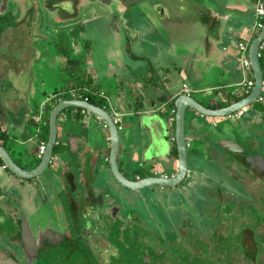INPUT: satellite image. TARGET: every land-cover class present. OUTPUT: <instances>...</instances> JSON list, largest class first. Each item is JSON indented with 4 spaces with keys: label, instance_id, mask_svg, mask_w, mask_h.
Masks as SVG:
<instances>
[{
    "label": "crops",
    "instance_id": "1",
    "mask_svg": "<svg viewBox=\"0 0 264 264\" xmlns=\"http://www.w3.org/2000/svg\"><path fill=\"white\" fill-rule=\"evenodd\" d=\"M108 1L111 2V0ZM89 3L93 7L98 3L99 8L102 5L97 0H91L87 4ZM255 3L256 0H239L238 2L233 0L229 3V7L224 6L223 10H220V8L214 9L208 1L203 2L202 0H182L177 6L171 2H168L167 5H160L157 9L161 12L160 21L157 20L158 25L151 23L148 29L159 30V38H161L159 42H162V47L153 48L149 51L150 56L144 66L147 73L142 74L138 80L141 83L137 82L141 87L137 92L134 91V99L131 96L125 98V113L127 116L130 117L136 114L138 117L131 125L128 123L130 126L126 131L128 137L125 134L124 141L121 137L118 161L124 173L131 176L142 169V162L146 161V158L142 157V154L140 155V150L146 145L150 135H154L162 143L164 155L162 160L153 163L154 167L151 170H154L157 175L165 176H171L177 172L178 156L177 151L176 153L173 151L174 147L176 148L173 140L175 138L174 102L177 96L186 94L183 91L184 84H187L191 89L188 95L211 108H215L213 106L215 104L228 102L232 93L236 96H243L251 91V89L246 91V88L239 86L243 78L242 80L238 78L240 60L237 44L244 39H250V43L252 41L253 27L256 24L252 25V12ZM78 5H85L84 1L79 0ZM233 5L234 9L231 8ZM113 10L108 9V11ZM80 11L81 7H79ZM87 11H89L88 8ZM94 11L91 14H86V16L81 11L77 19H58L56 22L49 18L50 15L48 14L47 25L51 24L56 28L55 30H58L57 27H62L64 32L70 27L78 26L79 37L81 34L86 41L87 34H92L94 29L92 27L86 31L84 21L91 20L94 15L98 14ZM32 18V15L29 14L22 16L19 20L21 23L6 31L1 38V42L4 44L8 40L11 41V36L14 35L15 41L23 40L20 45H32L33 36L31 33L37 31L35 28L37 23H35V26L29 23L32 22ZM184 21L188 22V25ZM183 24L186 25L185 28H182ZM109 30L111 31V27ZM112 33V38L118 45V56L121 59L120 54L124 53L125 48L121 46V42L119 45V37H123V31ZM20 36L22 37L20 38ZM184 40H188L186 45L181 44ZM49 42L47 41L48 45H44V41H41L40 44L44 45L45 48L49 47L50 51H53L54 44L52 41ZM155 43L156 41H153L151 44L155 45ZM91 50L90 43L86 67L95 84L99 86V90L105 93L108 106L107 89L104 88L102 83V80L106 78L99 75L100 70L101 72L104 71L105 64H91ZM56 51L59 55V64L12 65L17 74L19 92L17 94L12 92L8 94L0 93V134L7 136L6 143L9 145L11 156L25 169L34 168L40 162H37V160L41 159L38 154L42 141L41 131L44 125H41L38 130L39 125L35 122L34 116L38 113L43 102L48 101L57 91L61 90V87L49 85L48 81L43 78L44 72L46 73L45 68L51 69L53 72L57 68L60 73L65 67L57 47ZM125 52L128 54L127 47ZM163 55L164 57H162ZM115 59H117L118 64L105 65L109 68V79L113 77L120 79V74L127 73L129 75V70L136 73L140 68L137 64H119L118 58ZM151 59L155 62L154 64ZM8 65L10 64H0V84H2L1 81L7 78ZM248 78L254 80L253 72L251 74L249 72ZM154 88L159 90L155 92ZM2 89L3 87H0V92ZM193 94H196V96ZM54 98L50 99L47 105L52 103ZM254 106L255 104L244 109L245 114L237 117L234 121H230L228 116V118H205L193 109L187 110V116L190 119L197 118L198 122L211 121L215 123L217 130L226 129V127L228 128L229 125L235 123L237 126L232 130L235 140L242 145H247L249 140L264 142V130L259 126L260 110L264 109V105H261V108L260 105L258 108ZM65 113L67 116L65 121L72 120L71 125L65 127L58 125L57 136L58 145H63L65 150L55 153V162L42 175L31 179L19 178L7 168H3L4 163L0 158V191H5L4 197L0 201V240L9 235L4 230L5 225L7 221L9 223L16 221V213L18 214L19 208L30 210L36 204L47 205V202L49 203L51 199L54 200L63 192L68 186L67 180L64 179L65 174L72 173L68 175V182L71 183V180H75L81 185L80 187L87 186L89 181L96 180L98 176L101 177V174L104 177L107 176L108 180L104 181L100 178L101 183L98 181L91 185V190L93 189L97 193L108 189H123L112 180L108 173L109 166L105 164V160L109 157L110 140L104 122L93 114L83 112V109H74L73 112L71 110ZM113 113H117V111ZM9 117L11 118L9 119ZM160 118L165 121L166 125L158 123ZM61 121H64V119L61 118ZM145 123L147 124L145 125ZM96 129L100 133L98 137L94 136ZM186 132L188 138L196 136V132L191 126H187ZM227 134L230 136V130ZM189 139L191 142L196 140L195 149L191 150L194 158L189 160V162L193 161V164H189L190 173L193 172L195 175L208 177L213 173L210 170L211 164L214 166L219 164L222 168V163L228 161L229 154L206 136L201 140ZM0 144H2V140H0ZM128 144L133 146L132 150H129ZM128 151L131 160L126 157ZM100 160L103 161L100 162ZM60 162L59 168L55 169L54 167ZM151 165L148 164L143 169L147 170ZM211 177L209 176L210 179ZM47 195L51 198L50 200L43 198Z\"/></svg>",
    "mask_w": 264,
    "mask_h": 264
},
{
    "label": "flooded vegetation",
    "instance_id": "2",
    "mask_svg": "<svg viewBox=\"0 0 264 264\" xmlns=\"http://www.w3.org/2000/svg\"><path fill=\"white\" fill-rule=\"evenodd\" d=\"M259 105H264V97L262 101H257L254 107L258 108ZM260 111L259 126L264 130V109ZM244 114L245 111L242 116ZM98 133L99 130L95 131L94 136L98 137ZM248 142L247 145L240 143L244 148L243 152H227L229 159L227 162L222 163V168H220L219 164L215 166L213 164L210 165V170L213 172L209 175L210 177L212 175H218L220 178L224 176V180L220 179L221 187L214 186L216 179L212 177L210 179L209 176L205 177L203 175H195L193 172L190 173L189 167L185 179L174 188L153 186L140 191H134L123 187L115 180L110 171L108 158L105 160V164L109 166L108 173L112 177V180L123 188L122 190L108 189L107 191H100V193L93 191V189L91 190V185L98 181L101 183L100 178L104 181L108 180V177H104L102 174L101 177L98 176L96 180L89 181L87 186L83 185V187H80L81 185L75 182V180H71V183L68 182V175L72 173L65 174L64 179L67 180L68 186L57 198L53 200L47 195L43 197L45 200L51 199L49 203H46L47 205L36 204L30 210L19 208L18 214L16 213V221L10 223L8 226L6 223V229L4 228V230L9 235L0 240V257L5 258L10 256L19 262L24 261L25 252L22 232L24 218H26L24 216H28L30 225H32L34 230L35 240L39 244L34 264H179L178 255L172 251V248H175V246L185 247V251L193 255L192 249L189 250L186 244V238H189L186 235L188 221H190L191 227L194 230L196 228L198 229L197 226L200 224L204 230H198L204 237L211 232V229H214L213 226L209 227L208 225L210 219L212 222L215 220L224 223L225 220L223 217L225 213L223 211H217L216 208L214 209L210 203L211 201H213V204L215 202L217 204V202L224 203L232 201L237 217H245V214L240 212L242 207L243 209L253 208L257 213L260 211L257 205H255V198L249 190V185L257 180L260 186H264V162L259 158L260 156L264 158V142H257L256 140H249ZM194 146L195 142L192 141L191 146L188 147V151L195 149ZM102 161L100 160V162ZM188 163L190 164L189 157ZM60 165L61 162L59 164L57 163L54 168L58 169ZM152 167L154 166L151 165L147 170H144L142 166V169L138 173H134L131 176L121 171L129 179H136L154 174L157 175L155 171L153 172L151 170ZM98 172L100 171L98 170ZM218 177L215 178L218 180ZM225 178L230 183L235 181V184L229 183L230 186L228 185L227 187L228 182L225 181ZM186 179L190 181V184L184 188L180 187ZM205 182L208 183V187L203 188L205 190H202V194H197L195 192L196 186L199 185L201 187L202 185H206ZM225 182L226 185L224 186L223 183ZM235 187L243 188L247 193H243V191L241 194L243 196L238 195L239 197H237L234 193L238 188L235 189ZM178 194L179 197L183 194V199L186 197L189 200L188 203H197L196 205L198 207H202L200 213L201 219H199V223L197 222L198 225H196L193 214H189L188 208H182L181 205L180 208H177L179 199L177 201L174 197H177ZM148 197L154 202V206L156 207L164 209L177 208V211H172V213H169L170 211L168 212L165 209L161 214L164 216L162 220L166 223V228L177 232L179 234L177 241L180 242L178 244L176 241L177 244L175 246L173 244L172 246L174 247L170 246L169 248L164 243H162V247L154 246L153 256L146 253V247H149L151 243L148 242L149 238L145 235H136V239L140 243V249H136V253H133V245H136L135 243L138 244V241L134 240L133 231L126 232L131 230L134 224H137L141 228L146 225L144 224L146 222L143 223L140 221V216H144V213L141 214V212L133 207L139 205L141 200L148 204ZM132 200L133 203H131ZM246 200L250 201V203L246 204ZM40 210L44 214H47L45 216L46 222L41 221V218L39 219L41 216L39 215ZM219 215H223V217L221 216L219 218ZM37 218L41 223L36 222ZM260 224L261 222L257 228L260 227ZM113 228L118 231L116 230L114 233ZM224 230L225 228L222 227L218 232H226ZM122 234L128 238L121 240ZM263 235V233L258 232L256 236L255 231H252L250 228L243 230L242 240L238 242L239 244L236 243L241 250L234 249L233 246L235 244L233 245L232 243L230 246L231 253L224 254V256H228V259L224 260L223 263L261 264L257 261V258H259L260 252H262ZM113 238L115 239V243L111 244L107 239L114 241ZM222 240L225 242L224 238ZM215 256H221V254ZM208 259L210 260L208 263V260L205 259L207 260L205 261L207 264L220 263L219 259L213 256L208 257Z\"/></svg>",
    "mask_w": 264,
    "mask_h": 264
},
{
    "label": "rangeland",
    "instance_id": "3",
    "mask_svg": "<svg viewBox=\"0 0 264 264\" xmlns=\"http://www.w3.org/2000/svg\"><path fill=\"white\" fill-rule=\"evenodd\" d=\"M84 4L81 7V11L83 12V15L86 16V14H91V12L94 13L97 12V15H94L91 20L84 21V29L90 30L92 27L94 29V32L92 34H87V40L91 43L92 50H91V64H118L116 57L118 58L119 64H137L138 71L134 73L133 70H129V75L127 73L120 74V79L118 77H113L109 79V68H107L105 65L104 71L99 72V75L105 76V80H102L103 86L105 89H107V97H108V106L106 109L113 113L114 111H117V113L121 114L122 117V127L119 130L122 140L125 138V134L128 128V123H133L138 115L133 114L132 116L128 117L125 113L126 107H125V98L131 96L133 99L135 98L134 91H138L141 87L138 85V80L141 78L142 74L147 73V69L144 67L145 64H147L149 59V51L153 48H161L162 42H159L161 40L159 30L158 29H148L149 24H157V20L159 19V16L161 15V12L158 11L161 4H168V2L173 3L177 6L178 3H180L182 0H111L109 2L108 0H97V2H101V8L98 7V3L92 6V4H87L91 0H83ZM168 1V2H167ZM184 1V0H183ZM193 1V0H192ZM203 2H207L213 6L214 9L223 10L224 6L229 7V3H231L233 0H202ZM239 1V0H234ZM51 3L55 4V6L60 7L62 11H59V9H53L49 11H45L44 4L45 3ZM75 0H3L2 5L0 7L1 10H3V14H12L15 18H17V21H19L22 16L25 14L32 15V22H29L35 26L36 25V32H32L31 35L33 36V43L32 45H20V43H23V40L15 41L16 38H13L14 35L11 36V41H7L4 44L1 42V38L3 34L8 31L10 28L13 27H0V64H10L7 67L9 68L6 79H4L2 84H0V87H3L2 91L0 93L2 94H8V93H18L19 86H18V80H17V74L15 73L12 65L14 64H59L58 54L56 51L55 43L59 41L60 39H66L70 42L71 48L74 52V54L82 53V51L85 48V38L82 37L80 34L79 37V27H70L67 31L64 32L62 27H57L58 30H55L54 26L51 24H48L47 16L50 15L49 18H51L54 22H56L58 19H63L68 13H72L75 11ZM100 5V3H99ZM77 8V7H76ZM87 8L89 11H87ZM96 8V9H94ZM117 8V9H116ZM232 9H234V5L231 6ZM108 9L113 11H108ZM107 10V11H106ZM80 11V13H81ZM106 11V13H105ZM222 12V11H221ZM100 13V14H99ZM104 13V14H103ZM253 22L254 23L259 22L261 19L259 17H256L255 15V6L253 9ZM187 15V14H186ZM89 16V15H88ZM51 21V20H50ZM160 21V19H159ZM184 23L188 25V22ZM161 24H163L161 22ZM158 25V24H157ZM156 25V26H157ZM183 24L182 28H185ZM12 26V25H11ZM45 27V28H40ZM107 27V29H106ZM111 27V31L109 28ZM54 28V29H53ZM122 29V30H121ZM104 31V32H103ZM115 31H123V37L120 36L119 45L121 42V46L123 48L126 47L128 49V54L124 51V53L120 54L118 56V48L117 43H115V40L112 38L113 33ZM112 33V34H111ZM120 33V32H119ZM48 35V36H46ZM22 36H20L21 38ZM13 38V39H12ZM9 39V37H8ZM112 39V40H110ZM44 41V45H48L47 41H52L53 45V51H50L49 47L45 48L44 45L40 44V42ZM153 41H156L155 45H152L151 43ZM188 42L184 40L182 42V45H186ZM50 43V42H49ZM184 47V46H182ZM130 54V55H129ZM164 57V55L162 56ZM164 60V58H163ZM262 60L264 62V51H262ZM151 61L153 64L155 63L152 59ZM240 63V61H239ZM88 64V63H87ZM139 64V65H138ZM239 64L238 67V78L239 80H242V71ZM3 70H5L3 68ZM55 70V69H54ZM46 73L44 72V77L46 81H48L49 85H56V86H63L67 82V77L62 76L61 73H59L56 70L53 72L51 69H46ZM252 72L250 71V74ZM28 76V75H27ZM137 79V80H136ZM104 81V82H103ZM123 82V83H122ZM138 82V83H137ZM191 83V80L189 81ZM61 85V86H60ZM106 86V87H105ZM142 86L145 87L144 84ZM144 87H142L144 89ZM155 92H157L159 89H153ZM196 96V94H193ZM264 95V94H263ZM74 109L72 110V112ZM66 113L62 112L59 114L58 118V125L60 127H65L71 125L70 119L67 121H61V118L64 120L66 118ZM11 117H9L10 119ZM228 118V117H227ZM230 121H234L232 118H228ZM130 127V126H129ZM195 142V141H194ZM192 149L189 150L188 157L189 160H192L194 157L192 156ZM35 151V149H34ZM193 164V161L190 162ZM192 167V166H191ZM218 175L213 176V179H216V183L214 186H220V179L224 180V176L222 178L218 177ZM227 178V177H226ZM225 178V179H226ZM228 182V180H225ZM226 182L223 183V185H226ZM206 185H202L201 187L198 185L196 186V193H203L202 190H205L203 188L208 187V183L205 182ZM227 183L230 186V184H235V181L233 183ZM190 184V181L188 179L185 180V182L180 185V187L184 188ZM262 185V184H261ZM121 187V186H120ZM238 190H235V195L239 197L238 195H241L244 191L243 188L237 187ZM235 187V189H237ZM201 189V190H200ZM249 190L251 194H253L255 198V205L260 209V211L257 213L256 210H253V208L250 209H240V212L242 214H245V217H237L236 211L233 207L232 201L227 202H216L213 204V201H211V205L213 208L217 209V211L224 212L225 216L219 215V218L222 216L224 218V223L221 221H215L210 219L208 222L209 227L213 226V230L211 229V232L205 237L200 234L199 230H204L203 227L198 225L199 219H201V206H197L195 204L188 203L189 200H187L186 197L183 199V194L181 197H179V194L177 197L174 198L179 199L177 208H180V205L182 208H188L189 214H193V218L196 222V225H198V229L195 230L191 227L190 221L187 222V236L189 238H186L187 245L189 247V250L192 249L193 255H191L189 252L185 251V247L181 246H175L178 233L175 231H172L170 228H166V223H164L163 215L161 214L165 209L166 211H170L169 213H172V211H177V208H159L154 206V202L150 200L148 197V204L147 202H143L141 200L140 204L137 206H134L133 208L137 209L141 214L144 213V216L141 217V222H146V224L143 228L139 227L137 224L132 226L131 230L126 231L127 233L130 231H133L134 235L133 238H135V241H138V244L133 245V253H136V249H140V243L139 240L136 239V235L141 236L145 235L149 238L148 242H150V246L146 247L147 254H150L153 256L154 246L162 247V243L166 245V247H174L172 248V251L178 255L179 258V264H207L210 260L208 257L213 256L216 259H219V264H224L223 261L228 259V256H224L225 253H231L230 246L233 243V247L236 250H241V248L236 244L239 241L242 240L243 237V230L250 228L252 231H255L256 236L257 233H263L264 234V186H260L258 184V181L250 183ZM246 190L243 192L245 193ZM247 193V192H246ZM243 196V195H241ZM261 199V200H260ZM243 201V200H242ZM246 204H249L250 201L246 200ZM133 203V200L131 201ZM204 206V205H203ZM247 207V206H246ZM245 207V208H246ZM255 212V213H253ZM39 215L46 216L47 214H44L42 210L39 211ZM50 215V214H48ZM255 215V216H254ZM261 222L260 227L257 228L258 224ZM137 223V222H135ZM217 223V224H216ZM10 223L7 221V226ZM143 224V225H144ZM112 227V226H111ZM218 227L222 228L224 227L226 232L219 231L220 229H217ZM113 232L115 233V228H113ZM222 230V229H221ZM224 230V231H225ZM258 230V232H257ZM118 231V230H117ZM248 231V230H247ZM125 232V233H126ZM223 232V233H222ZM138 233V234H137ZM117 234V233H116ZM123 235V234H122ZM119 236V233H118ZM137 236V237H138ZM264 236V235H263ZM124 238H128L127 236H122L120 238L123 240ZM222 238L225 239L222 240ZM114 239V238H113ZM110 241L111 244L115 243L112 239H107ZM233 240V241H232ZM178 244L180 243L177 241ZM154 244V245H153ZM174 244V246H172ZM219 244V246H217ZM223 244V245H222ZM239 244V243H238ZM156 246V247H157ZM221 256H215L219 255ZM240 255V254H239ZM220 257V258H218ZM207 259V260H205ZM207 261V263H205ZM242 261V260H241ZM257 261L261 264H264V240L262 241V252H260L259 258H257ZM211 264V263H209ZM215 264V263H214ZM218 264V262L216 263Z\"/></svg>",
    "mask_w": 264,
    "mask_h": 264
},
{
    "label": "water",
    "instance_id": "4",
    "mask_svg": "<svg viewBox=\"0 0 264 264\" xmlns=\"http://www.w3.org/2000/svg\"><path fill=\"white\" fill-rule=\"evenodd\" d=\"M264 41V14L262 27L258 35L252 39L249 46V59L251 70L254 76V85L251 91L240 100L233 102L227 106L211 108L197 101L194 97L188 94H180L176 97L175 106V141L177 156H178V169L174 175L163 176V175H151L143 178L129 179L120 169L118 162V155L121 148V135L118 126L115 124L113 114L106 108L97 106L88 100H82L78 98L63 99L54 105L52 109H45V112L49 114V137L46 143L45 151L43 152L40 162L32 169H25L19 165L11 156L9 149L4 145L0 144V158L5 164L6 168L15 176L23 179L37 178L42 175L52 165L55 154L54 146L58 136V118L64 110L69 108H82L86 112L95 115L97 118L104 122V126L109 132L110 140V152L108 157V163L110 171L115 180L123 187L140 191L153 186L169 187L174 188L179 185L186 177L189 163H188V147H187V126L194 128L196 136L189 137L193 140H201L206 136L208 139L217 144L225 152H243V146L235 140L233 129L236 128L237 124L232 123L226 127V129L217 130L211 121L198 122L197 118H189L187 116V110L193 109L197 114L204 116L205 118H222L227 117L230 114L237 112L240 109H247L257 102L258 97L262 94L264 87V72L263 66L260 62L259 48L261 43ZM245 111V110H244ZM65 121V120H64ZM63 121V122H64ZM158 123L166 125L163 119H159ZM147 123H145L146 125ZM149 125V124H148ZM147 125V126H148ZM149 127H151L149 125ZM238 128V127H237ZM231 132L228 136V132ZM97 131V129L95 130ZM100 135V133H98ZM128 137V134H126ZM196 141V140H195ZM132 145H129V150H132ZM146 158V161L142 162V166L145 167L148 164L155 163V161L162 160L163 146L162 143L154 136L150 135L146 145L140 150V155ZM128 160H131V156L126 154ZM262 162L264 158L259 157ZM258 158V159H259ZM154 172V170H152ZM1 188V183H0ZM5 191H0V201L4 197ZM26 217V218H24ZM22 240L24 243V261L19 262L15 258L10 256L1 258L0 264H34V260L37 255V249L39 247L38 241L35 240L34 230L30 225L28 216H24ZM46 222L44 215H41L39 219ZM36 222L41 223L38 218Z\"/></svg>",
    "mask_w": 264,
    "mask_h": 264
},
{
    "label": "trees",
    "instance_id": "5",
    "mask_svg": "<svg viewBox=\"0 0 264 264\" xmlns=\"http://www.w3.org/2000/svg\"><path fill=\"white\" fill-rule=\"evenodd\" d=\"M3 0H0V7L2 5ZM78 2L79 0H75V11L73 13H68L65 18L63 19H77L79 17V10H78ZM45 11L53 10V9H59V11H62L60 7L55 6V4H51L49 2L44 4ZM77 7V8H76ZM3 10L0 9V27H15L19 25L21 22L17 21V18H15L12 14H3ZM12 25V26H11ZM260 29L255 30L252 35V39L255 38ZM55 46L57 47L60 56L63 59V63L65 64V67L60 71L62 76L67 77V84L61 86V90L57 91L58 93H61L57 97H55L52 100V103L47 105L46 108L52 109L55 104H57L62 99H71V98H78L82 100H88L89 102L100 106V107H107V102L104 97H101L98 95V92H100V88L98 85L95 84L94 79L92 75L87 70L86 64H87V53L90 47V43L88 40L85 41V48L82 51V53L74 54L70 42L66 39H60L55 43ZM260 62L263 66V60L262 56L260 57ZM56 92V93H57ZM248 93L244 94L243 96H236L230 94V98L228 102L223 104H215L213 105L215 108L217 107H223L227 104H231L233 102H236L240 100L241 98L245 97ZM262 107L261 105L259 106ZM73 109H79L81 108H69L64 110L71 111ZM43 130L41 131V138L43 142L47 143L48 137H49V114L48 112H45L43 117ZM7 136L4 134H0V140H2V144L9 149V145L7 142ZM65 150V147L63 145H55L54 146V154L59 153ZM173 151L176 153V148L174 147ZM2 161V160H1ZM40 160H37L39 162Z\"/></svg>",
    "mask_w": 264,
    "mask_h": 264
},
{
    "label": "built area",
    "instance_id": "6",
    "mask_svg": "<svg viewBox=\"0 0 264 264\" xmlns=\"http://www.w3.org/2000/svg\"><path fill=\"white\" fill-rule=\"evenodd\" d=\"M263 14H264V0H256L255 15H256V17H259L261 20L254 25V27H253L254 31L261 29L262 22H263ZM249 46H250V39H248V40L244 39V40L238 42V44H237V48L239 51V60H240L242 73H243V81L241 83H239V86L246 88V91L252 89V87L254 85V80L248 78V74L251 71V65H250V59H249ZM262 51H264V41L261 43L260 48H259V57L262 56ZM183 91L186 94H190L191 89L189 88V86L187 84H184L183 85ZM60 94L61 93H56L53 97H57ZM263 94H264V87H263L262 94L258 97L257 101L263 100V97H264ZM98 95L106 98V95L103 91L98 92ZM53 97H51L50 99H52ZM48 101L43 102L40 105L38 113L34 116L35 122L39 125L38 130L40 129L41 125H44L43 115L45 114V109H46V105H47ZM83 112H85V110H83ZM243 112H244V110L240 109L237 112L230 114L228 117L234 119L238 116H241L243 114ZM113 119H114L115 124L118 125V129H121V127H122V125H121V123H122L121 114L113 113ZM56 144H58L57 141H56ZM190 146H191V140L189 138H187V147H190ZM45 148H46V142L41 141L40 146H39V154H38L39 158H41L43 152L45 151ZM3 168H6L5 164H3Z\"/></svg>",
    "mask_w": 264,
    "mask_h": 264
}]
</instances>
